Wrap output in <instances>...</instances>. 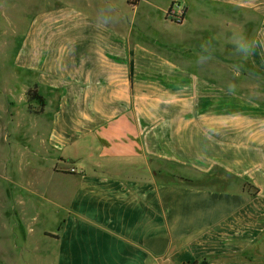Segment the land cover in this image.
Returning <instances> with one entry per match:
<instances>
[{
  "label": "crops",
  "instance_id": "obj_1",
  "mask_svg": "<svg viewBox=\"0 0 264 264\" xmlns=\"http://www.w3.org/2000/svg\"><path fill=\"white\" fill-rule=\"evenodd\" d=\"M163 1L124 0L134 10ZM167 1L166 10L176 2ZM106 3L121 20L116 4ZM73 4L36 5L11 59L13 78L32 80L21 93L27 113L35 86L45 107L34 116H46L52 104L50 125L45 118L39 125L48 123L46 140L34 151L56 160L52 173L67 185L56 189L66 195L56 204L64 217L59 238L45 237L44 257L54 264H264V101L241 100L244 112L231 113L210 98L233 89L255 94L245 74L242 88L233 79L240 66L264 75V0H203L202 102L160 81L186 70L130 46L115 33L128 35L127 25L94 20ZM178 5L185 21L186 0ZM219 15L223 26L213 23Z\"/></svg>",
  "mask_w": 264,
  "mask_h": 264
},
{
  "label": "rangeland",
  "instance_id": "obj_2",
  "mask_svg": "<svg viewBox=\"0 0 264 264\" xmlns=\"http://www.w3.org/2000/svg\"><path fill=\"white\" fill-rule=\"evenodd\" d=\"M89 1L93 6L88 7L84 0H0V264H54L52 259L44 257L49 246L45 237L53 238L45 232L58 235L59 221L64 217V211L56 204L63 205L66 195L58 194L56 189L67 186L66 181L62 182L52 173L56 160L34 151H40L46 140V125H50L53 115L52 104L46 116L36 117L34 112L40 107L29 103L27 109L33 115L30 116L21 93L30 85L31 77L14 79L11 70V59L22 45L28 23L34 16L30 11L36 5L38 10H44L48 6L58 9L74 3L76 10L94 20L127 25L128 35L121 28L115 33L119 37L128 36L130 46L186 70V73L180 71L176 75L164 74L160 81L171 86L178 97L185 95L193 102L203 101V45L206 39L203 35V0H186L185 21L184 11L178 5L181 3L184 7V0H176L167 10L166 5L171 4L167 0L157 4V9L141 4L136 10L127 6L124 0ZM106 2L116 4L114 7L121 13V20ZM146 10L152 13L146 15ZM214 18V24L223 26L224 16ZM144 24L147 27L144 28ZM234 70L238 74V78L233 79L234 84L242 88V75L245 74L249 82H254L255 94H240L238 89H233L231 93L212 94L210 98L222 105L223 111L231 113L243 111L239 105L241 100L263 102L264 75L242 66ZM11 91L17 93L15 99L9 96L14 94ZM42 118L48 119V123L39 126ZM51 153L57 156L56 151ZM58 164L61 169H71Z\"/></svg>",
  "mask_w": 264,
  "mask_h": 264
},
{
  "label": "trees",
  "instance_id": "obj_3",
  "mask_svg": "<svg viewBox=\"0 0 264 264\" xmlns=\"http://www.w3.org/2000/svg\"><path fill=\"white\" fill-rule=\"evenodd\" d=\"M27 99L29 103L36 102L39 104L40 109L38 111H35L34 112L35 114L39 115L43 113L45 107V99L39 94L37 86L33 87L27 92ZM29 109H32L31 106L29 107ZM60 231H61V227L59 232ZM51 236L54 238H59V235H51ZM194 264H209V263L208 261L204 260L202 262H196Z\"/></svg>",
  "mask_w": 264,
  "mask_h": 264
},
{
  "label": "clouds",
  "instance_id": "obj_4",
  "mask_svg": "<svg viewBox=\"0 0 264 264\" xmlns=\"http://www.w3.org/2000/svg\"><path fill=\"white\" fill-rule=\"evenodd\" d=\"M237 49H238V51L244 52L246 54L245 58L247 57L248 48H247L245 43H238L237 44Z\"/></svg>",
  "mask_w": 264,
  "mask_h": 264
},
{
  "label": "built area",
  "instance_id": "obj_5",
  "mask_svg": "<svg viewBox=\"0 0 264 264\" xmlns=\"http://www.w3.org/2000/svg\"><path fill=\"white\" fill-rule=\"evenodd\" d=\"M184 15V14H183Z\"/></svg>",
  "mask_w": 264,
  "mask_h": 264
}]
</instances>
